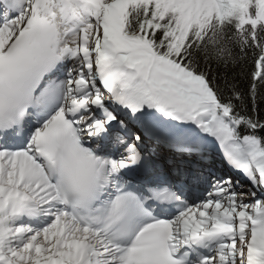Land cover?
Masks as SVG:
<instances>
[{
    "label": "snow or ice",
    "instance_id": "6c2138e0",
    "mask_svg": "<svg viewBox=\"0 0 264 264\" xmlns=\"http://www.w3.org/2000/svg\"><path fill=\"white\" fill-rule=\"evenodd\" d=\"M0 264H264V0H0Z\"/></svg>",
    "mask_w": 264,
    "mask_h": 264
},
{
    "label": "bare ground",
    "instance_id": "6f19581e",
    "mask_svg": "<svg viewBox=\"0 0 264 264\" xmlns=\"http://www.w3.org/2000/svg\"><path fill=\"white\" fill-rule=\"evenodd\" d=\"M214 159H215V161H216V163H215V167L219 168L218 163H217V162H218V159L215 158V157H214ZM219 169H220V168H219Z\"/></svg>",
    "mask_w": 264,
    "mask_h": 264
},
{
    "label": "rangeland",
    "instance_id": "374dc122",
    "mask_svg": "<svg viewBox=\"0 0 264 264\" xmlns=\"http://www.w3.org/2000/svg\"><path fill=\"white\" fill-rule=\"evenodd\" d=\"M218 163H220L219 159H218Z\"/></svg>",
    "mask_w": 264,
    "mask_h": 264
}]
</instances>
